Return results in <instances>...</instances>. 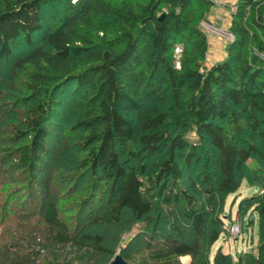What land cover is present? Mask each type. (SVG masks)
Returning <instances> with one entry per match:
<instances>
[{
    "label": "trees",
    "instance_id": "obj_1",
    "mask_svg": "<svg viewBox=\"0 0 264 264\" xmlns=\"http://www.w3.org/2000/svg\"><path fill=\"white\" fill-rule=\"evenodd\" d=\"M212 6L0 0V60L20 71L11 111L0 77V192L39 195L34 225L0 214V264H264V192L238 209L258 216L257 251L210 261L226 198L264 190V0L238 1L204 68Z\"/></svg>",
    "mask_w": 264,
    "mask_h": 264
},
{
    "label": "rangeland",
    "instance_id": "obj_2",
    "mask_svg": "<svg viewBox=\"0 0 264 264\" xmlns=\"http://www.w3.org/2000/svg\"><path fill=\"white\" fill-rule=\"evenodd\" d=\"M213 2V6L210 9L209 15H208V19L206 21H202L200 26L203 28V30L205 31L207 38H208V43H210L211 38H218L221 39L223 41H225L226 43L229 42V40L225 37V35H223V33L219 32V30L221 29H225L224 26H222L221 23L214 24L213 22H211L209 20V16L211 14V12H213L215 9L214 7L218 4H221L220 2L222 0H211ZM239 1V0H238ZM238 1H236V3L230 5L229 11L231 12V16H232V12H236L237 11V3ZM232 7H234V11H232ZM248 16V15H247ZM207 25H211L212 28V32L209 31L208 29H206ZM223 27V28H222ZM24 46H20L16 49V52L18 55V53L20 51H23L22 48ZM26 49V48H24ZM210 44H209V49L207 52V57H206V61L204 62V68H208L211 65L221 61V60H216V55L210 54ZM180 50L178 49V55ZM210 54V55H209ZM226 56V49H225V55L224 58ZM223 58V59H224ZM222 59V60H223ZM15 62V55L10 57L9 59H5V60H0V77L3 76V79L6 80H11L8 84L9 86L5 85L4 88V92L8 91L9 92H15L14 93V98L12 99V95L8 96L5 95L6 103L4 105L6 112L9 110H14V105L16 104L15 102H17V98H18V88H19V83L20 82V71H16L14 77L11 79L9 74L10 71L12 70V65ZM177 62V66L179 67V57H177L176 59ZM15 72V71H14ZM18 80V81H17ZM73 87V86H71ZM6 94V93H4ZM76 98V97H74ZM74 98H70V100H73ZM11 100V101H10ZM69 104V103H68ZM10 105H12V108H10ZM16 106V105H15ZM9 108V109H8ZM65 112L64 113L62 111L61 114H59V117L63 116V118H65V115H67L69 113V110L67 111V106L65 108ZM60 117V119H61ZM242 115L240 114L239 118H241ZM241 120H243V118H241ZM62 123V122H61ZM242 123V122H241ZM65 135V134H64ZM62 136V135H61ZM61 139L62 137H58V138H52V140L54 141L52 144L53 146L56 145V142L58 141V139ZM58 144V142H57ZM52 156H54V154H56V150H54V147H52ZM4 172V171H3ZM13 171L7 172V174L12 178V175L14 173H12ZM196 176L197 171L195 169V171L193 172ZM15 176V174L13 175V177ZM193 176V175H192ZM3 178V177H2ZM8 178L7 176H5L3 179H1V182H5L7 181ZM4 188H8V192L5 193V195L3 194V192H0V214H4L6 210H12V214L8 217H10V220L13 221H23V220H28L29 225H34L35 224V220L37 219V215L35 213V209H38L37 205L39 202V195L37 190H35V194L34 192L32 194H34L32 196L31 199H29L30 201H28V203H25V201L23 200L22 197H20L19 195L11 196V193H13V191L15 190V185L14 183H9L7 187ZM263 193L264 190L258 188V187H253L251 186L247 180H244L242 183V186L240 188V191L236 194H230L225 201V205H224V211L223 213L220 215V218L223 220L224 222V226L227 229L226 231H224L221 235L220 238L214 243V245L211 248V252H210V261L212 262L213 260V256L216 253V251L219 248H222L223 252L225 253H229L233 260L236 261L237 259V253H240L241 251H248V250H253L254 252L257 251L256 247H257V243H258V216L255 214L254 215V223L252 225H250L248 223L250 216L252 215L251 212H248L245 214V216H241V214L238 212L239 209V203L246 197H249L255 193ZM9 198H11V201L8 200ZM16 200H20V202H16ZM8 201V202H7ZM22 201V202H21ZM8 212V211H7ZM6 212V213H7ZM11 212V211H10ZM25 214H29V215H25ZM33 215V216H31ZM88 215V216H87ZM91 214L89 212H86V216L89 218ZM27 216V217H26ZM29 217V218H28ZM85 217V216H84ZM86 217V218H87ZM233 223H237L240 225V234H232L229 232V227L231 224ZM248 223V225H247ZM171 226V225H170ZM181 226H185L184 224H182ZM144 240V239H143ZM159 248V247H158ZM180 261L182 264H189L191 261V258H186V256L181 257Z\"/></svg>",
    "mask_w": 264,
    "mask_h": 264
},
{
    "label": "crops",
    "instance_id": "obj_3",
    "mask_svg": "<svg viewBox=\"0 0 264 264\" xmlns=\"http://www.w3.org/2000/svg\"><path fill=\"white\" fill-rule=\"evenodd\" d=\"M238 0H222L220 3L214 7V11L211 12L209 16V20L213 22L214 24L221 23L222 26L225 27V29H221L224 31H229V27L231 24V12L229 11V6L236 3ZM223 28V27H222ZM210 54L216 55V60H222L225 55V49L227 43L221 39H214L211 38L210 40ZM209 54V55H210ZM186 258H189V256H186Z\"/></svg>",
    "mask_w": 264,
    "mask_h": 264
},
{
    "label": "built area",
    "instance_id": "obj_4",
    "mask_svg": "<svg viewBox=\"0 0 264 264\" xmlns=\"http://www.w3.org/2000/svg\"><path fill=\"white\" fill-rule=\"evenodd\" d=\"M254 2H261V1H263V0H253ZM216 2H217V0H216ZM234 7H232V11H234ZM213 28V27H212ZM212 28H211V25H207V27H206V29H208L209 31H213L212 30ZM219 32H221V33H223V35H225V37L229 40V41H231V40H233V38H234V36H233V34L231 33V32H229V31H224V30H219ZM229 232L230 233H232V234H240V232H241V230H240V225L239 224H237V223H233V224H231L230 225V227H229Z\"/></svg>",
    "mask_w": 264,
    "mask_h": 264
},
{
    "label": "water",
    "instance_id": "obj_5",
    "mask_svg": "<svg viewBox=\"0 0 264 264\" xmlns=\"http://www.w3.org/2000/svg\"><path fill=\"white\" fill-rule=\"evenodd\" d=\"M163 17V15H160L159 19H161ZM202 74H200L201 77ZM110 264H130L128 263L120 253L116 254V256L114 257V259L110 262Z\"/></svg>",
    "mask_w": 264,
    "mask_h": 264
},
{
    "label": "bare ground",
    "instance_id": "obj_6",
    "mask_svg": "<svg viewBox=\"0 0 264 264\" xmlns=\"http://www.w3.org/2000/svg\"><path fill=\"white\" fill-rule=\"evenodd\" d=\"M122 255V254H121ZM125 259V258H124ZM126 260V259H125Z\"/></svg>",
    "mask_w": 264,
    "mask_h": 264
}]
</instances>
